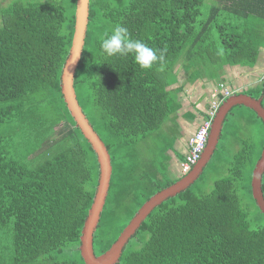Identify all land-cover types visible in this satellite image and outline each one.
Instances as JSON below:
<instances>
[{
  "label": "trees",
  "instance_id": "1",
  "mask_svg": "<svg viewBox=\"0 0 264 264\" xmlns=\"http://www.w3.org/2000/svg\"><path fill=\"white\" fill-rule=\"evenodd\" d=\"M76 11L77 0H0V264H86L81 237L100 170L61 87ZM116 25L163 51L162 64L142 70L132 55L104 54L101 38ZM263 50L264 0H90L74 89L113 168L93 239L97 257L145 203L177 183L166 167L171 148L160 145L164 136L171 144L168 122L181 108L185 86L172 88L180 72L191 83L221 81L226 67L255 69ZM231 89L264 107V78ZM242 110L261 123L256 152L244 140L211 193L195 190L204 172L158 206L118 264H264V213L252 187L264 123L238 106L225 127Z\"/></svg>",
  "mask_w": 264,
  "mask_h": 264
},
{
  "label": "water",
  "instance_id": "2",
  "mask_svg": "<svg viewBox=\"0 0 264 264\" xmlns=\"http://www.w3.org/2000/svg\"><path fill=\"white\" fill-rule=\"evenodd\" d=\"M89 6L90 0H77L76 26L73 45L70 56L63 70L61 87L65 102L72 117L77 123V127L80 128L82 134L89 141L96 153L100 170L99 183L94 203L86 219L81 237V255L86 264H118L125 247L139 230L147 217L158 206L187 190L203 174L205 167L208 165L217 150L224 124L232 110L238 106L250 108L262 119L264 123V107L262 106V99H254L251 96L244 94L235 95L227 99L219 109L217 117L214 121L207 149L201 161L194 167L193 171L187 175V177L168 189L161 191L145 203L128 227L122 232L121 236L111 249L102 256L97 257L93 249V239L109 194L113 168L108 150L83 113L74 89L75 73L82 57L89 24ZM263 175L264 150L262 152L261 159L258 161L253 172L252 181L254 199L257 206L264 213V196L262 191Z\"/></svg>",
  "mask_w": 264,
  "mask_h": 264
},
{
  "label": "crops",
  "instance_id": "3",
  "mask_svg": "<svg viewBox=\"0 0 264 264\" xmlns=\"http://www.w3.org/2000/svg\"><path fill=\"white\" fill-rule=\"evenodd\" d=\"M263 52L261 53L260 57H262ZM241 70L245 71L247 69H243L240 67L237 68L226 67L222 72L223 74H221L223 79L221 81L226 82L230 87L237 86L238 84L237 80L240 79L239 76L242 75L243 73V71ZM184 75L185 74L181 71L179 77L177 78L178 83L172 87V88H176V87L185 86L184 90L179 93V101L181 108L178 112H176L170 117L168 122V126L173 130H176L179 136L178 142H176V148H174L173 150L171 149V151L169 152L170 158L166 163L168 177L170 178V180L177 182L178 180L181 181L182 179L187 177V175L183 177L182 172L180 170V165L182 161H184L185 156L188 153L187 140L197 131V129L203 123L211 103L214 102L216 99H218L219 97L218 85L221 82L215 80L212 81L208 79H199L194 83H191L189 82L188 78H186ZM237 75H238V79H236ZM237 95H242V94H237ZM224 128H225V124L223 127L222 136L218 144V147L220 146L222 141ZM178 129L180 132L178 131ZM215 154H217V150ZM215 154L212 156V159L205 167L203 173L206 172V170L210 166H212V163L215 159ZM219 161L221 160L219 159Z\"/></svg>",
  "mask_w": 264,
  "mask_h": 264
},
{
  "label": "rangeland",
  "instance_id": "4",
  "mask_svg": "<svg viewBox=\"0 0 264 264\" xmlns=\"http://www.w3.org/2000/svg\"><path fill=\"white\" fill-rule=\"evenodd\" d=\"M6 2L10 0H5ZM243 71V70H241ZM242 73V72H239ZM237 80V86H232L230 88L236 89L238 92L245 91L251 87L260 84L264 78V52L262 57H260V62L253 70H245L242 75L239 76ZM238 79V75L236 76ZM233 84V83H232ZM235 116H230V120L226 123V127L223 132V139L217 150V156L214 159L212 166L209 167L204 176L200 181H196L195 190L202 189L205 193H211L214 190L215 183L223 176L227 175L229 166L233 160V156L242 150V144L245 141L249 145H254V151L256 152L259 146V140L262 133L261 123L258 120H253V114L248 110L235 111ZM241 116H244L243 118ZM252 116V118H251ZM251 118V119H250ZM250 119V120H249ZM179 131V129H178ZM180 132V131H179ZM157 139L158 134L154 135ZM178 133L176 130L168 135L169 142L164 136L162 139L161 147L162 149H167L170 147L172 150L176 148V142H178ZM180 141V140H179ZM169 144V146H167ZM219 159L221 161H219ZM159 160V159H158Z\"/></svg>",
  "mask_w": 264,
  "mask_h": 264
},
{
  "label": "clouds",
  "instance_id": "5",
  "mask_svg": "<svg viewBox=\"0 0 264 264\" xmlns=\"http://www.w3.org/2000/svg\"><path fill=\"white\" fill-rule=\"evenodd\" d=\"M100 48L108 57L132 55L135 64L142 70L151 69L154 64L158 62L162 64L164 60L163 51L151 48L140 40L132 39L128 28L122 25H116L110 32H105L101 38Z\"/></svg>",
  "mask_w": 264,
  "mask_h": 264
},
{
  "label": "built area",
  "instance_id": "6",
  "mask_svg": "<svg viewBox=\"0 0 264 264\" xmlns=\"http://www.w3.org/2000/svg\"><path fill=\"white\" fill-rule=\"evenodd\" d=\"M218 90L220 97H218V99L211 103L203 123L197 129V131L187 140L188 153L185 156L184 161H182L180 165V170L183 175H188L193 170V168L201 161L207 149L210 132L219 109L227 99L235 95L232 89L224 83H221L219 85Z\"/></svg>",
  "mask_w": 264,
  "mask_h": 264
}]
</instances>
